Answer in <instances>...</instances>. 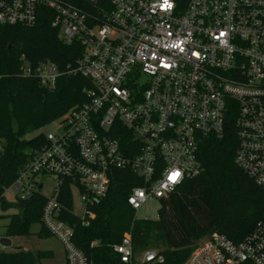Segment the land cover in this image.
I'll use <instances>...</instances> for the list:
<instances>
[{
  "label": "built area",
  "instance_id": "1",
  "mask_svg": "<svg viewBox=\"0 0 264 264\" xmlns=\"http://www.w3.org/2000/svg\"><path fill=\"white\" fill-rule=\"evenodd\" d=\"M83 2L0 0V27H33L47 8L62 43L83 49L68 72L90 81L86 102L55 122L47 144L3 193L20 204L43 192L45 177L57 179L41 221L61 243L66 264L88 260L61 219L68 210L57 198L65 181L84 207L80 218H93L90 208L108 194L114 171L132 172L143 180L127 200L139 218L149 202L203 173L198 151L206 139L224 136L231 112L235 163L264 191V0ZM62 75L51 62L25 64L22 72L49 90ZM2 239L0 253L10 251ZM114 251L121 264L164 263L158 250L136 257L129 233ZM246 263L264 264V219L239 244L210 234L184 264Z\"/></svg>",
  "mask_w": 264,
  "mask_h": 264
},
{
  "label": "trees",
  "instance_id": "2",
  "mask_svg": "<svg viewBox=\"0 0 264 264\" xmlns=\"http://www.w3.org/2000/svg\"><path fill=\"white\" fill-rule=\"evenodd\" d=\"M69 1L85 5L83 0ZM53 19L51 10L42 8L33 27H0V208L17 209L8 216V239L51 237L41 221L47 198L37 193L13 204L3 197L4 189L16 180L34 152L47 144L43 134L26 137L86 102L85 90L91 87L89 80L68 72L76 67L83 49L79 44L62 43L59 31L51 26ZM47 62L64 72L54 90L46 89L36 78L22 76L25 64ZM235 118L231 112L222 138L213 136L202 143L198 160L203 173L187 179L160 201L157 220L135 218L128 205L131 190L143 186V180L132 172L114 171L108 194L90 208L93 218L83 219L71 212L73 198L69 181H65L57 198L68 210L61 219L74 229V244L88 264H121L114 246L126 233L136 257L148 249L158 250L164 256L163 264H184L197 244L214 232L235 244L243 242L264 219V191L235 163ZM38 224L40 231L34 234ZM53 258L51 251L32 253L17 248L0 253V264H54Z\"/></svg>",
  "mask_w": 264,
  "mask_h": 264
},
{
  "label": "rangeland",
  "instance_id": "3",
  "mask_svg": "<svg viewBox=\"0 0 264 264\" xmlns=\"http://www.w3.org/2000/svg\"><path fill=\"white\" fill-rule=\"evenodd\" d=\"M57 121H55V122H57ZM55 122H53L51 125L43 128V129H41L40 131L35 132V133L27 136L26 139H31V138L39 135V134H43L45 136L49 133L55 132L57 130V128L55 126ZM56 184H57V179H55L53 177H45V180H44L45 187L43 189L42 195L45 196L46 198H50L51 196H53L54 190L56 188ZM74 203H75V210H74L75 214L79 217H82L85 213L84 207L80 203L79 197H78L76 192L74 193ZM159 209H160V203L157 201H151L138 213V217H139V219H145V220H157ZM16 211H17V209L2 210L0 208V216H2V217H0V237L5 236V234H6V227L9 224L8 216L15 213ZM40 228H41V226L38 224V225L33 227L32 231L37 233L40 231ZM29 240H30V237L23 238V239L22 238L11 239L12 246H11V250L8 252L14 251L17 248L23 249L25 251H27V250L29 251V249L31 247ZM48 246L51 249H53L55 252V258L52 262L53 263H61L62 262V252H63L62 248L63 247L55 238H53V237L43 238L42 237V239L39 242V246L36 245V247H37L36 250L44 249ZM33 252L36 253L35 250ZM142 255H143V252L142 253L139 252L137 257L141 258Z\"/></svg>",
  "mask_w": 264,
  "mask_h": 264
},
{
  "label": "crops",
  "instance_id": "4",
  "mask_svg": "<svg viewBox=\"0 0 264 264\" xmlns=\"http://www.w3.org/2000/svg\"><path fill=\"white\" fill-rule=\"evenodd\" d=\"M75 193V192H74ZM72 195V198H74L73 196V193L71 194ZM75 204V203H74ZM75 209V208H74ZM77 216V215H76ZM41 226V225H40ZM34 234H37V233H35V232H33ZM52 237V236H51ZM54 238V237H53ZM56 239V238H55ZM40 238H38L36 235H32L31 237H30V240H29V243H30V249H29V252H32V253H34L33 251L35 250L36 252L37 251H39V250H44V251H51V252H53V254H54V258H55V252H54V250L53 249H51L49 246L48 247H46V248H44V249H38V250H36V245H38L39 246V242H40ZM57 240V239H56ZM58 241V240H57ZM59 242V241H58ZM60 243V242H59ZM61 244V243H60ZM62 246V245H61ZM31 250V251H30ZM62 250H63V252H62V262L61 263H54V264H66V255H65V252H64V249L62 248ZM28 251V250H27ZM6 253V252H5ZM54 258H53V260H54ZM52 260V261H53Z\"/></svg>",
  "mask_w": 264,
  "mask_h": 264
},
{
  "label": "water",
  "instance_id": "5",
  "mask_svg": "<svg viewBox=\"0 0 264 264\" xmlns=\"http://www.w3.org/2000/svg\"><path fill=\"white\" fill-rule=\"evenodd\" d=\"M204 241V240H203ZM203 241H200L198 244H200V243H202ZM2 244L4 245V246H6V247H11V245H12V242L10 241V240H8V239H2Z\"/></svg>",
  "mask_w": 264,
  "mask_h": 264
},
{
  "label": "snow or ice",
  "instance_id": "6",
  "mask_svg": "<svg viewBox=\"0 0 264 264\" xmlns=\"http://www.w3.org/2000/svg\"><path fill=\"white\" fill-rule=\"evenodd\" d=\"M177 175H178V174H177ZM169 178H170V179H174V176H170Z\"/></svg>",
  "mask_w": 264,
  "mask_h": 264
}]
</instances>
